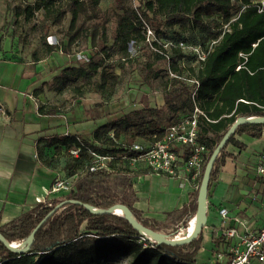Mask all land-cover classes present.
I'll return each mask as SVG.
<instances>
[{"label":"trees","instance_id":"16d2710c","mask_svg":"<svg viewBox=\"0 0 264 264\" xmlns=\"http://www.w3.org/2000/svg\"><path fill=\"white\" fill-rule=\"evenodd\" d=\"M118 1L123 6L115 13V28L111 36V45L119 55L118 63H105L109 57L107 54L104 55L105 59H90L86 67L67 66L52 79L49 85L51 90L61 93L66 88L75 86L78 80L89 81L99 74L94 86L104 96H108L119 82L116 68L127 65L123 58L129 55L130 41L135 40L140 51L146 46H141L140 43L144 39L140 32L141 18L150 22L155 34L162 39L183 40L191 45L202 46L213 39L218 40L199 63H194L193 54L179 48L172 49L170 70L182 79L171 77L166 68L169 76L163 87V106L145 107L152 114L161 112L164 107L168 108L164 125L156 119L134 120L126 114L95 128L92 138L96 145L89 146L81 140L82 144L77 139L79 137L74 135L46 139L43 145L52 147L55 153L69 152L71 159L67 167L72 169L68 176L81 173L90 162L91 155L85 147L100 154L115 156L116 159L110 163L113 172L86 174L78 178L72 189L60 199L54 200L50 206L39 205L7 225L0 226V233L8 242L26 239L36 224L57 203L68 198L99 209H106L114 202H120L143 226L158 231L142 219L129 202L130 190L123 174L132 167L128 159L118 156L124 151L122 146L136 140L149 143L154 139L153 136L160 139L169 124L191 112L196 104L204 112V115L199 116L198 141L206 147L207 162L213 148L237 117L264 116V10L258 11L257 3L252 0H139L137 7L125 8L124 3L129 0ZM56 2L57 0H34L33 4L25 7L26 18L33 17L34 10H42L44 19H51L54 25H58L65 11L55 9ZM70 2L73 7L69 28H73L85 5L97 16L101 0ZM225 23H229L230 31L221 29ZM103 42L101 50L106 52L105 40ZM53 49V46L47 48L48 51ZM152 54L157 60L165 62L158 53ZM139 57L138 54L132 61ZM148 66V72L143 76L145 82L158 78L161 72L154 70L150 64ZM190 79L198 81L193 97L195 85L188 81ZM42 90L41 86L35 92ZM262 128L264 123L239 125L221 149L210 179L217 171V163L222 158L226 145L238 144L235 134L247 132L252 137H259ZM110 132L113 136L109 135ZM122 135H125L126 141L121 140ZM239 147L242 145L239 144ZM73 148H80L76 156L71 153ZM42 152L43 148H38V155L42 156ZM195 211L196 205L190 218L195 215ZM188 221L165 234L176 235L188 225ZM202 230L203 228L185 244L157 243L134 229L122 215L92 213L81 204L68 203L44 222L26 251H9L0 242V264H117L121 260H125L126 264H201L203 261H198L196 255L202 247ZM213 242L217 246L222 239ZM210 255H214L212 248ZM229 262L228 260L226 264ZM249 264L264 262L252 259Z\"/></svg>","mask_w":264,"mask_h":264},{"label":"crops","instance_id":"0c3cea01","mask_svg":"<svg viewBox=\"0 0 264 264\" xmlns=\"http://www.w3.org/2000/svg\"><path fill=\"white\" fill-rule=\"evenodd\" d=\"M33 2L34 0H27L28 4ZM1 10L4 11V8L2 7ZM53 44L54 41L47 38V43L43 41V46L46 47L44 54L35 57L33 55L34 59L30 61H27V57L23 60V57H12L0 61H7L22 70L23 66L28 65L43 63L49 65V70L43 74L46 76L41 87L46 81L59 75L63 68L71 66V64L62 67L50 66L49 61L58 56ZM50 46L54 49L48 51L47 48ZM73 65L76 66L75 63ZM20 76L22 78L21 73ZM22 96L18 88L0 91V226L7 225L39 205H43V201L52 203L59 199L56 195L58 192H50L54 179L61 176L59 167L54 166L53 163L48 164L45 157L37 153L46 139L74 135L84 141L87 140L84 134V122L95 117L104 119V123H107L112 121V116H115V113L109 111L88 114L92 110L90 104H80L68 113L61 112V108L56 107V103L51 104L52 100L47 101L45 89L41 92H33L31 98L34 101L35 113H29L19 103ZM145 102L148 107L159 108L164 104V97L160 92H153L147 95ZM260 134L259 137L251 138L263 140L264 128L261 129ZM242 135L249 134L247 132L235 134L238 144L232 143L230 149L225 148L222 158L217 163V171L208 185L206 223L202 230V241L205 238L211 239L215 256L222 255L218 251L222 243L216 246L213 241L216 239H222V242L228 241L223 236L227 228L234 227L237 230V236L230 238L234 244L233 242L237 243L239 240L238 235L256 232L264 224V179L255 170L260 155L264 152V142L262 148L253 156L254 166L249 162L251 157L246 158L242 154L247 145L240 140ZM239 144L242 147H239ZM123 175L130 190L131 206L142 219L158 231L164 230L165 233H169L180 228L188 219L191 222L190 217L197 202L202 174L191 178L183 168H180L178 177H170L150 173L143 163H139ZM256 187H259L258 191L262 193L260 200L257 195L250 196ZM221 208L227 210L225 219L219 214ZM219 260L216 258L210 261L221 264Z\"/></svg>","mask_w":264,"mask_h":264},{"label":"rangeland","instance_id":"374dc122","mask_svg":"<svg viewBox=\"0 0 264 264\" xmlns=\"http://www.w3.org/2000/svg\"><path fill=\"white\" fill-rule=\"evenodd\" d=\"M139 3V0H129L124 3V7H134L139 5ZM27 5V0H0L1 60H8L12 57H23L22 60L27 57V61L33 60V55L35 57L44 54L46 47L43 46V41L47 43L48 38V40L54 41V50L58 54V56L49 61L50 66L57 65L58 67H62L68 64L72 66L75 63L76 66L86 67L90 59L99 60L107 54L109 57L105 60V63H118L119 55L116 52V48L111 45V36L115 28V13L119 12L120 7L123 6L118 0H101L97 10V16L93 15L88 10L87 5H85L84 9L79 13L77 22L73 28H69L70 13L73 7L70 0H57L56 2L55 9L65 11L58 25H54L51 19H44L43 17L39 23H34L32 17L27 19L25 10ZM2 7L4 11L1 10ZM148 24L151 26L150 22ZM72 35H75V37L73 38ZM104 40L105 46L107 47L106 52L101 50ZM64 48H66V51ZM139 55L140 57L138 59L129 62L125 67L116 68V72L119 75V82L108 96H104L94 86L99 79V74H96L89 81L78 80L75 86H70L61 93H53L54 91L49 88L52 79L46 81L42 89H45L47 92V101L52 100L50 103H56V107L61 108V112L64 113L74 110L80 104H90L92 110L88 114L96 113V111H109L113 114L115 113V116H112V121L128 114L134 120L148 121L150 119H156L164 125L166 123L168 108L164 107L161 112L152 114L148 109H145V107H148L145 98L153 92H160L163 95V87L169 76H167L165 71L166 63L157 60L147 46L143 47ZM148 64L154 70L158 69L161 72L158 78L145 82L143 76L148 72ZM48 70L49 65L47 66L44 63L23 66L22 70L19 66L11 65L7 61H0V91L15 90L18 88L19 92L23 95L22 100L19 101L23 105V109L29 113H35L34 101L31 95L43 83V80H45L44 77L46 76H43V74L47 73ZM20 73L22 74V78ZM68 117H70V114ZM100 120L93 117L87 122H84V134L87 136V140H89H84V143L89 146L96 145L92 134L97 126L104 123V119ZM62 123H65L64 118ZM251 137L250 135H242L240 140L247 143L242 154L246 158L251 157L249 162H251V165H254L255 157L253 156L262 148L264 138L262 140ZM125 138V135L121 136L122 141H126ZM134 142H137V140ZM232 146V143H228L226 149H230ZM42 148V156L45 157V161L48 164L53 163L54 166L59 167L61 176H68L69 171L72 169L67 167V163L71 159L69 152L62 151L55 153L52 147H45V145H42ZM116 187L120 189L117 185ZM258 190L259 187L254 188L250 196L257 195L258 200H260L262 193ZM64 194L65 192L60 191L56 195L60 199ZM158 232L161 234L165 233L164 230H159ZM148 237L151 238L150 236ZM230 240L223 241L221 242L222 245H219L218 251L222 254L220 255L222 258L219 257V254L216 258L220 259L219 262L221 264H225L233 258V255L228 250L235 242L232 244ZM212 246L213 244L210 238L203 239L202 247L196 255L197 260L204 262L209 261L210 258L216 259L214 258L215 255H213L214 257L210 255ZM117 264H126V261L121 260ZM216 264L219 263L217 262Z\"/></svg>","mask_w":264,"mask_h":264},{"label":"built area","instance_id":"2783aa9c","mask_svg":"<svg viewBox=\"0 0 264 264\" xmlns=\"http://www.w3.org/2000/svg\"><path fill=\"white\" fill-rule=\"evenodd\" d=\"M255 3L258 5V11L264 10V0H258ZM42 17V10L33 11L32 21L34 23H39ZM221 29L223 31H230L229 23L223 24ZM140 32L144 37L143 41L140 42L141 46L146 45L153 53L161 55L165 60L166 68H168V74L171 77L180 79L182 77L170 70L172 49L179 48L184 52L193 54L195 58L194 63H199L204 60L208 52L212 49L213 44L218 40V38L213 39L205 46H202L199 44L191 45L183 40L162 39L155 34L153 28L143 18H141ZM139 53L138 43L135 40H131L129 43V55L123 58V61L128 64ZM240 55L245 57L242 53ZM188 81L195 85L192 93L193 97L198 86V81L196 79H190ZM200 115H204V112L195 104L191 112L167 126L163 137L157 139L153 136L154 139L149 143L132 142L123 145L124 151L118 155L119 158L128 159L132 168H135L139 163H143L150 173L178 177L180 168H183L191 178L200 176L206 162V147L198 141ZM109 135L113 136V133L110 132ZM77 139L83 144L80 138ZM85 148L91 155V160L85 166L84 170L72 176L56 177L51 185V193L60 191L65 193L69 192L76 180L86 174L113 172L110 163L116 159L115 156L100 154L94 152L91 148ZM79 151L80 148L71 149V153L75 156ZM256 173L264 179V152L260 155L259 162L256 166ZM42 204L45 206L51 205L47 201H43ZM219 214L225 219L227 210L221 208ZM223 236L226 239L237 236L236 228H227ZM238 238L237 243L229 248V252L233 255V258L228 264H249L252 259L260 263L264 262V224L256 232H246L245 234L238 235ZM19 242L17 241L18 244ZM201 264H216V262L210 261Z\"/></svg>","mask_w":264,"mask_h":264},{"label":"water","instance_id":"95a60500","mask_svg":"<svg viewBox=\"0 0 264 264\" xmlns=\"http://www.w3.org/2000/svg\"><path fill=\"white\" fill-rule=\"evenodd\" d=\"M247 123H264V116L260 117H237L235 121L228 127V129L225 131L219 142L215 145L213 148L202 173V178L200 181L199 189H198V195H197V202H196V211L195 215L192 217L194 218L195 222V229L193 231V234L187 238L179 239L176 237V235H167L165 233L161 234L158 231L152 230L150 228H147L143 226L140 222L136 220L134 217L130 216V210L122 203L120 202H114L112 205H110L106 209H99L92 207L86 203H83L78 200H74L72 198L64 199L63 201L57 203L37 224L36 226L31 230L29 235L26 239L19 242V244H15V242H8L0 233V242L9 250L17 253H22L26 251L30 245L33 242L34 236L38 229L44 224V222L57 210L62 208L65 204L68 203H76L83 205L87 210H89L92 213H107V214H115L113 212L114 208L116 206H119L122 209V216L128 220L134 229L138 230L141 234L145 235L148 239L147 234H151L153 236V240H155L157 243H164L168 245H180L185 244L191 241L193 238H195L198 233L201 231V229L205 226L206 223V200H207V190H208V183L211 176V171L214 166V163L221 151V149L225 146L228 139L231 135L234 134L236 128L239 125L247 124ZM132 214V213H131ZM133 215V214H132ZM134 216V215H133ZM190 221H188V224ZM15 244V245H14Z\"/></svg>","mask_w":264,"mask_h":264},{"label":"bare ground","instance_id":"6f19581e","mask_svg":"<svg viewBox=\"0 0 264 264\" xmlns=\"http://www.w3.org/2000/svg\"><path fill=\"white\" fill-rule=\"evenodd\" d=\"M113 212L115 214H122V209L119 206H116ZM130 216L132 217V219L134 218L131 212H130ZM194 229H195V222H194V218H192L191 222L184 229H180L178 231L176 237L179 239L187 238L193 234ZM147 235L151 237L150 239H153V236L151 234H147ZM15 244H17V242H15Z\"/></svg>","mask_w":264,"mask_h":264}]
</instances>
